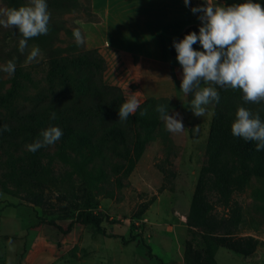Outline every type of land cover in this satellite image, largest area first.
I'll return each mask as SVG.
<instances>
[{"label":"trees","instance_id":"obj_1","mask_svg":"<svg viewBox=\"0 0 264 264\" xmlns=\"http://www.w3.org/2000/svg\"><path fill=\"white\" fill-rule=\"evenodd\" d=\"M46 3L48 11L59 14L70 13L79 5L78 0ZM200 26L201 22L189 26L170 39L169 55L176 56L174 40L178 42L189 32L198 33ZM62 29L54 28L44 48V86L28 98L29 106H16L18 98L33 83L31 73L20 66H16L8 88L0 94V128L7 125L10 129L0 131V192L38 208H53L56 204L50 202L51 198L54 203H65L58 204L62 210L69 205L74 214L64 228L47 222L62 235L77 224L113 238L91 210L98 198L112 199L117 190L128 185L127 178L147 142L162 131L164 123L156 107L169 105L166 100L149 98L127 121H120L118 110L125 100L118 87L104 82V60L95 49L85 50L80 45L75 55H63L55 46L57 33ZM193 48L203 50L199 43ZM217 91L220 100L210 103L212 115L204 161L185 214L191 237L183 244V264H217L218 248L247 258L258 244L251 236L236 235L242 214L232 195L242 192L251 179H264V149L257 151L255 141L234 137L230 126L241 106L258 113L264 121V102L246 103L240 90ZM185 97L187 102L193 99L191 93ZM145 109L146 114L141 116ZM52 112L56 113L55 120L50 118ZM49 126L62 130L60 140L36 152L28 151L26 145L40 140V133ZM215 206L221 209V215L214 212ZM143 245L147 255L153 257L149 247Z\"/></svg>","mask_w":264,"mask_h":264},{"label":"rangeland","instance_id":"obj_2","mask_svg":"<svg viewBox=\"0 0 264 264\" xmlns=\"http://www.w3.org/2000/svg\"><path fill=\"white\" fill-rule=\"evenodd\" d=\"M28 2L0 0V8L8 5L18 7ZM256 3L264 8V0ZM78 4L70 13L49 11L48 34L30 39L24 52L19 50L20 33L0 26V65L13 61L16 66L29 71L33 81L18 98V108L29 106L28 98L44 86V48L54 28L63 27L58 31L55 42L63 55L73 56L79 51L80 47L72 35L76 29L73 21L88 20L90 16L88 0H78ZM32 46L40 48L41 57L38 61L26 63ZM163 71L160 70L161 73ZM164 75L166 79L158 83V93L161 96L163 91L165 97L174 99L171 73ZM9 79L10 75L0 71V94L8 88ZM162 98L159 99L168 101L169 114H180L185 130L169 133L163 124L162 131L155 133L147 142L141 158L127 178L128 185L117 190L112 199H97L91 213L100 218L106 233L114 237H103L94 233L90 226L77 224L62 235L47 222L53 221L64 228L74 214L69 205L62 210L58 204L65 203H54L51 198L50 202L56 204L53 208H38L0 192V264H183V244L191 237L185 224V214L204 161L212 107L209 104L205 115L197 117L186 98L183 101ZM232 198L240 206L242 214L236 235L251 236L258 244L247 258L218 248L216 263L264 264V179H251L248 186L242 192L234 193ZM144 205H147L146 209H142ZM214 212L222 214L217 206ZM143 244L149 247L153 257L147 255Z\"/></svg>","mask_w":264,"mask_h":264},{"label":"clouds","instance_id":"obj_3","mask_svg":"<svg viewBox=\"0 0 264 264\" xmlns=\"http://www.w3.org/2000/svg\"><path fill=\"white\" fill-rule=\"evenodd\" d=\"M188 6L190 0H183ZM201 22L199 31L189 32L183 39L173 41L176 60L182 69L180 90L187 96L193 95L191 111L197 117H203L206 106L220 100L217 88L240 90L246 103L259 104L264 102V8L253 0L243 3L225 5L205 0L204 6L190 9ZM50 12L46 0H29L18 7L0 8V26L17 30L21 39L19 50L28 49V41L49 31ZM76 43L82 45L84 37L81 31L73 29ZM199 43L202 51L195 50L193 45ZM41 50L32 46L28 51L26 63L38 61ZM16 65L8 61L0 65V71L13 75ZM140 108L139 99L129 94L118 110L119 120L127 121ZM168 106L158 105L156 111L169 133H181L185 130L179 113L169 114ZM147 110L141 111V116ZM50 118L55 120L56 113ZM7 125L0 131H9ZM234 137L245 141H255L256 150L264 149V121L258 113L246 107H238L235 118L230 126ZM59 127L49 126L40 133L41 139L26 145L30 152L41 147L53 145L62 137Z\"/></svg>","mask_w":264,"mask_h":264},{"label":"crops","instance_id":"obj_4","mask_svg":"<svg viewBox=\"0 0 264 264\" xmlns=\"http://www.w3.org/2000/svg\"><path fill=\"white\" fill-rule=\"evenodd\" d=\"M243 2L217 0L225 5ZM204 5L205 0H190L188 6L183 0H88L90 19H75L73 24L84 37L80 46L95 49L104 60V82L118 87L125 101L129 94L140 103L162 97L183 101L182 69L176 56L169 55L168 42L200 23L202 13L194 14L190 9ZM166 72L174 81V99L165 97L163 91L161 96L158 93V83L166 79Z\"/></svg>","mask_w":264,"mask_h":264}]
</instances>
